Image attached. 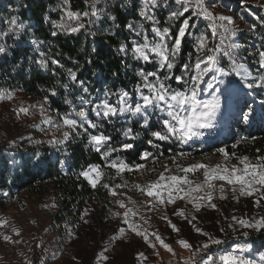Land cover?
Returning <instances> with one entry per match:
<instances>
[{
  "label": "trees",
  "instance_id": "16d2710c",
  "mask_svg": "<svg viewBox=\"0 0 264 264\" xmlns=\"http://www.w3.org/2000/svg\"><path fill=\"white\" fill-rule=\"evenodd\" d=\"M7 3L16 9L14 12L1 10L2 20L15 19L24 28L19 35L10 33L0 44L7 47L6 53L0 54V93L14 92L18 87H23L24 94L30 99L43 102L47 96L46 105L57 119L70 112L69 106L64 104L65 101L74 103L81 96L92 101L89 104L88 118L99 128H88L87 132L78 130L80 134L73 133L62 146H35L26 139L16 149L0 146V209L16 204L26 205V200L32 197L51 199L54 205L51 213L52 224L55 229L64 223L68 225L72 233L65 234L68 238L74 236L85 220L103 225L109 211L114 208L113 196L99 184L95 189L92 188L79 174L90 165H100L108 175H114L115 170L104 167L108 159L102 158L103 151L97 152L89 143L88 133L97 135L102 132L112 138L110 141L114 145H134L128 152L111 156L110 160H124L129 165L143 163L148 169L156 168V172L123 173L133 183L141 181L138 179L141 174L145 175L147 181L154 180L157 173L163 170L160 167L162 164L174 168L169 159L172 156L178 157L179 162L185 166L198 161L210 163L224 159L218 152L219 148L226 149L230 154L235 153V157L248 156L253 162L257 156H264V93L255 87L249 89L245 86L246 82H256V77L264 74L258 63L259 53L264 51L262 9L252 6L244 10L232 8L234 15L239 16L248 26L233 42L240 45L235 50L238 62L247 65L254 76L244 83L247 91L239 90L233 94L231 108L223 117L214 120L212 128L202 129L203 136L196 138L199 140L193 138L182 144L175 139L161 142L151 137L150 131L159 130V121L165 116V113L156 109H149L152 113L150 124L155 125L150 129L142 128L139 117H131L130 114L122 124L119 116L105 119L91 112L96 104L105 99L113 105L117 104L119 94L124 91L130 94L131 102L140 101L136 92V88L142 84V78L138 75L140 72L156 73L166 85L177 91L189 87V78L194 74L191 66L198 55L197 38L204 35L208 37V47L213 46L210 41L212 33L205 24L188 12L182 17L170 19L172 12L181 10V6L175 2L150 6L149 15L154 17L152 20L140 15L144 7L141 0L117 1L109 8H102L97 16L92 15L90 0H68L67 4L64 0H7ZM69 10L81 13L78 21H71L72 26L83 23L84 27L77 32L66 30L68 23L65 29L53 26L54 21L58 24L64 22V13ZM85 12L88 13L87 16L83 15ZM190 16L189 28L181 39L171 70L166 66L161 67L155 54H150L149 61L139 59L133 54L134 43L143 44L145 38L150 44L160 42V37L156 36L153 28L161 31L169 29L163 43L171 49L183 21ZM34 46L49 52V57L43 59L47 61L46 68L37 63L39 58L31 56ZM122 46L124 51H121ZM53 60L58 63H52ZM186 63L190 65V71L185 76L188 83L177 82L175 77L184 74L183 66ZM15 64H22L23 68L11 74ZM221 64L225 69H230L228 61ZM72 72L76 74V81L70 78L69 74ZM169 75L172 78L165 80ZM206 79L208 81V77ZM149 80L155 82V77L150 76ZM81 81L83 84L77 88L76 85ZM84 88H87V92H84ZM53 89L58 99L50 95ZM144 92L147 94V89ZM201 97H206V93ZM251 106L255 109L252 115L248 113ZM244 115H248L247 122L243 119ZM71 117L79 119L74 115ZM128 128H132L135 139L123 135ZM150 139L159 147L150 145ZM144 151L159 156V162L154 165L151 159L141 160L139 154ZM181 153L184 155L181 156ZM235 157L230 161L237 162ZM102 183L114 184L108 178ZM85 210H88V215L82 220ZM237 238L238 244L251 247V260L260 259L258 255L264 253V230L253 231L247 237L239 235ZM232 239V236L228 237L224 243L227 244Z\"/></svg>",
  "mask_w": 264,
  "mask_h": 264
},
{
  "label": "snow or ice",
  "instance_id": "6c2138e0",
  "mask_svg": "<svg viewBox=\"0 0 264 264\" xmlns=\"http://www.w3.org/2000/svg\"><path fill=\"white\" fill-rule=\"evenodd\" d=\"M64 2L67 4L68 0H64ZM96 2L97 0H93L92 7L94 10L92 15H97V11L95 10ZM175 2L176 4L181 5V10L172 12L170 19L184 16V14L189 11V7L191 6L196 9V11H193L192 15L203 17L211 21L209 27L211 29L213 39L217 36L218 27L222 28L224 33L235 35L234 30L230 29L223 23L224 21H227L228 24H232V19L223 15H214L210 10V7L207 5L206 0H194V3L193 0H175ZM156 4L157 0H144V7L141 10L140 15L148 20L154 19L153 16L149 15V11L150 6L154 7ZM64 15L69 20L78 21L81 13L69 10L65 11ZM83 15L87 16L88 13L85 12ZM190 19L191 16L183 21L171 49L163 43L165 37L169 33V29L165 28L161 31L158 28H153V32L156 36L160 37V42L150 44L147 41V38H145V42L143 44L134 43L132 47L133 54L137 58L145 61L150 60V54H155L159 58L160 66H166L169 70H171L174 67V57L180 48L181 39L185 36L186 30L189 28ZM216 21H220L221 23L217 25ZM53 23L57 28H66L64 23ZM11 24L14 25L18 31H22L24 28V25L17 24L15 19L11 21ZM83 27V23H79L77 26L68 25L66 30L77 32ZM9 31H11V28ZM55 34L56 33L54 32L53 35ZM0 35H6V33H0ZM227 38L228 37L222 38L219 44H216L214 47H208V37L201 35L197 38L196 51L198 55L194 65L191 66L194 69V74L190 76V86L185 90L177 91L171 89L170 86L166 85L154 72H140L138 75L142 78V84L136 88V92L140 96V101H136L134 103L131 102L130 94L127 91H124L119 94L117 104L113 105L105 99L99 104H96L92 108V112H94L97 117L105 119L130 114L131 117H139L142 122V128L150 129L155 127V125L150 124L152 113L149 109H156L165 113V116L159 121V130L150 131V135L155 138V141L163 142L175 139L182 144H186L193 140V138L202 137L203 132L201 130L212 128L214 126L213 122L221 106L219 97L216 93L219 91L218 85L223 84L224 81L217 79L216 74L218 73L220 76L228 74L219 66L221 62V55L228 58L230 61V67L237 75H241L238 70L244 69L245 67L243 63H239L237 60V52L235 50L239 49L240 45L236 43H228L225 45V39ZM33 43L35 44L36 41H33ZM124 50L125 49L122 46L121 51ZM4 53H6V48L4 46H0V54ZM43 55L44 54L41 53V56ZM259 56L260 59L258 63L261 68H264V51L260 52ZM37 63H39L41 67H47L46 60L41 59L37 61ZM52 63L56 64L58 61L53 60ZM183 68L184 74L175 77V79L177 82L188 83V81H185V76H187L190 71V65L186 63ZM209 73H213V75L208 81H205V77L208 76ZM69 75L72 81H76L77 78L74 72ZM150 76L155 77V82L149 80ZM171 78L172 77L169 75L164 79L167 80ZM241 79L246 82L248 79V73L244 72ZM80 84L82 85L83 82L81 81ZM201 85H203V87H201ZM245 86L249 89L253 87H264V76H261L256 82H246ZM65 87L67 86L65 85ZM144 89H147V94H145ZM83 90L84 92H87V88H84ZM205 93H207L210 97L209 99L201 98V96ZM51 95H56L55 89L51 90ZM13 98L14 94L11 92L0 93V99L11 100ZM81 100L84 104L92 103L91 100H85L83 97ZM47 103L48 97L45 96L43 102H39L34 106L39 109L41 116L46 117L43 122L52 125V127L57 130H60L61 128L66 129L62 131V138L53 136L51 140L47 141L50 144L63 145L69 141L73 133L79 135L80 133L78 130L87 132L88 128L95 129L98 127L96 123L88 118V111L84 108H81V110L74 113L75 117H78L79 119L71 118L73 114L69 113L60 117L61 123H54L52 118L47 116V109L45 107ZM29 111V108L21 106L19 108L18 115H27L29 114ZM243 119L247 122L248 115H244ZM85 125H87V127H85ZM88 135L89 143L96 148L97 152H100L101 147L112 139L110 136L105 135L102 132L97 135L88 133ZM123 135L131 137L132 139L136 138L133 135L132 128L126 129ZM35 143H41V141H35ZM148 143L153 147H159V145L155 144L151 139ZM133 147L134 145L131 143H124L122 145L123 150H128ZM112 151H115V149ZM218 152L224 159L222 163H217L215 165L196 162L185 166L179 162L178 157L172 156L169 159L171 164L174 165V168L169 167L168 164H162L160 167L163 170L157 173L154 180L148 181L145 184L136 183L132 185V187L142 195L150 198L146 201V206L149 211L156 208L157 205L175 204L178 199L185 200L187 204L192 205V210L186 212L184 208H179L173 212V215L180 216L184 220H187L189 224H192V222L197 219L193 212H199L200 209L205 206V203L213 209L217 207L216 204L212 203L214 199V192L217 190V185L214 183L215 181H223L227 185L232 186V193L235 194L239 191L240 196H255L256 194H259V199L254 201L255 206L259 207L261 201L264 200V156H257L255 162H253L248 156L235 157V153L230 154L224 148H219ZM139 155L141 160L147 161L151 159L154 165L158 163L160 159L159 156H154L150 151H144ZM160 155L162 156L163 154L161 153ZM183 155L184 154L181 153V156ZM110 156L111 151H105L102 153V158L104 159H107ZM233 157L237 160L236 164L230 163V160ZM104 167L115 170L116 176L112 177V179H115L116 177H120L122 179V174L125 172H156L155 167L148 169L143 163L129 165L125 161L119 159L110 160ZM199 170H203L202 181L197 182L189 178L190 173H196ZM79 175L87 180L92 188L95 189L99 184L107 189L109 194L113 197L126 195V193L119 192L118 190L129 187L127 181L119 184L102 183L105 174L101 170L100 165H90L87 170L82 171ZM237 186L239 187L237 188ZM219 192H224L223 184L219 185ZM220 198L225 199L226 197L221 195ZM234 198L236 197L234 196ZM128 199L129 203L133 205L136 203L135 201H132L131 198ZM115 203L120 209H124V211L122 213H114V215H121L123 223L126 224L132 232L136 233V235L142 236L145 242L148 243L149 247L155 249L156 244L149 241L147 231L139 230L137 223L131 219L132 217L139 215V210L134 207H129L124 200H116ZM87 215L88 210H85L81 219L83 220ZM162 219L167 221L169 227H171L174 232L179 233L180 229L172 223L168 217L164 216ZM232 220L235 224L242 228L252 229L254 231L264 230V215L259 216V218L251 219L237 218L233 216ZM85 223H87V220H85ZM145 223H147V220H145ZM192 226L196 233L207 237V239L196 248L195 253L189 258V261H184L183 264H195L196 253L201 254L200 264H217V261H219L220 264H250L249 261L244 260L240 255H237L236 250L225 251L219 255L209 254L208 249L211 246H219L223 244L224 241L211 236L209 233L204 232L201 228L196 227L194 224H192ZM4 227H11L12 232H14L17 236L20 235L19 230L12 227L8 220L0 218V228ZM229 227H233V225L230 224ZM221 230L223 231V229ZM124 231L125 230L123 228L119 229L120 233H123ZM69 235H72V233L70 232ZM152 235L165 250L175 254L172 247L166 243L158 233H152ZM243 235L247 237L248 232H244ZM116 238L118 237H114V239ZM3 239L14 243L20 242L12 241V238L8 235H4ZM177 243L185 249L193 248V245L184 239H179ZM106 251L107 249H104V251L97 254V264H101V261L108 260V257L104 254ZM154 255H159V253L155 252ZM138 258H141L142 260L148 259L143 252L138 254ZM28 264H31V261H29ZM41 264H43V260H41Z\"/></svg>",
  "mask_w": 264,
  "mask_h": 264
},
{
  "label": "rangeland",
  "instance_id": "374dc122",
  "mask_svg": "<svg viewBox=\"0 0 264 264\" xmlns=\"http://www.w3.org/2000/svg\"><path fill=\"white\" fill-rule=\"evenodd\" d=\"M206 1L214 15H223L232 19V24H228L227 21L223 23L235 32V35H229L228 33H224L222 28L218 27L217 36L215 39L212 37L210 40L213 43L212 47L219 44L220 40L224 37H228L225 39V45L233 43L238 34L248 29V26L242 19L234 15L233 7H237L238 10H244L252 6L262 9L264 12V0ZM71 21L74 20H69L65 17L64 22L61 23L71 25ZM216 23L219 25L221 22L216 21ZM223 61H228V67H230L228 58L221 55V62ZM221 62L219 66L228 74L223 76H220L218 73L216 74L217 79L223 80L224 83L218 85L219 91L216 93L221 106L215 120L223 117L231 108L233 94L239 90H246L244 86L245 81L241 79L244 72L248 73V79L254 78L249 72L247 65H244V69H239L238 71L241 75H237L231 67L230 69H225ZM260 69L264 70L261 67ZM212 75L213 73H209L206 76L208 80ZM261 76H264V74L257 76L256 81ZM206 77L205 81H207ZM255 88L263 90L264 93V87ZM11 93L14 94L13 99H0V146L16 149L23 139L28 140L31 145L35 146L42 144L49 145L50 143L47 141L51 140L53 136L62 138V131L66 129L61 128L57 130L52 125L44 123L43 121L46 117L41 116L39 109L34 107L41 101L30 99L19 91ZM209 98L206 93V97L202 99ZM21 106L29 108V114L18 115ZM45 107L47 109V116H50L54 123H61V120L56 118L47 105ZM254 112L255 109L251 106L248 113L252 115ZM35 141H41V143H35ZM200 162L215 165L222 163L223 159H219L216 162L210 161V163ZM230 163L236 164L237 162L230 161ZM102 171L105 174L104 179L108 178L114 184L127 181L129 187L118 190L119 192L126 193V195L113 197L114 208L109 211L103 225H98L95 221L89 220L71 238L65 236V234L70 232L68 225L64 223L58 229H55L52 224L51 213L54 205L51 199L32 197L26 200V205L16 204L9 206L7 209H0V218L8 220L10 225L17 228L20 232V235L17 236L12 232L11 227L0 228V264H28L29 261H31V264H41V260H43V264H97V254L104 251V249H107L104 254L108 257V260L101 261V264H183L184 261H189V258L195 253L196 248L207 239V237L196 233L192 224L224 242L228 237H233L227 244L223 243L219 246H211L208 249L209 254L219 255L225 251L236 250V254L240 255L242 259L249 261L250 264H264V253L258 255L260 259H257V261L251 260L249 256L252 252L251 247L238 244L239 238L237 237L239 235H243L244 232H248L249 234L254 230L242 228L232 220L233 216L251 219L264 215V200L261 201L259 207L254 204V201L259 199V194L255 196H240L239 191L235 194L232 193V186L227 185L223 181H215L217 190L214 192L212 203L216 204L217 207L213 209L205 203V206L199 212H193L197 219L192 224H189L187 220H184L180 216L173 215V212L179 208H184L186 212L192 210V205L187 204L185 200L178 199L175 204L157 205L151 211L148 210L146 201L150 198L142 195L132 187L136 183L145 184L148 182L144 174L139 175L138 179L141 180L140 182L133 183L125 178L123 174L122 179L120 177L112 179L116 174L108 175L104 170ZM202 171L190 173L189 178L197 182L202 181ZM221 184L224 185L223 193L219 192V185ZM221 195H224L226 198L221 199ZM128 198H131L136 203L134 205L129 203ZM116 200H124L129 207L139 210V215L131 219L137 223L139 230L147 231L149 241L156 244L155 249L149 247L142 236H138L132 232L123 223L121 215H114V213H122L124 211V209H120L115 203ZM164 216L168 217L180 229L179 233L174 232L169 227L167 221L162 219ZM145 220H147V223H145ZM230 224L233 227H229ZM120 228H123L125 231L120 233ZM152 233H158L172 247L175 254L165 250L155 240ZM4 235L10 236L12 241L20 242L5 241L3 239ZM114 237L118 238L114 239ZM179 239L187 240L193 245V248L185 249L181 247L177 243ZM140 252H143L148 259L142 260L138 258ZM155 252H158L159 255H154ZM200 260L201 254L196 253L195 264H200ZM217 264H220V262L217 261Z\"/></svg>",
  "mask_w": 264,
  "mask_h": 264
},
{
  "label": "built area",
  "instance_id": "2783aa9c",
  "mask_svg": "<svg viewBox=\"0 0 264 264\" xmlns=\"http://www.w3.org/2000/svg\"><path fill=\"white\" fill-rule=\"evenodd\" d=\"M92 3H93V0H90ZM117 1H121V0H97L96 2V6H95V10L97 11V15L100 13V11L102 10V8H109L111 7L112 5H114L115 2ZM122 1H132V0H122ZM170 2H175V0H157V4L156 5H165L167 3H170ZM176 3V2H175ZM193 3H194V0H193ZM207 3V1H206ZM141 4L144 5V0H141ZM181 6V5H179ZM4 9H7V10H10L12 12L15 11V7L12 6L11 4L7 3V0H0V23H2L0 25V33H6V35H0V44H2V42H4L7 38V36L10 34V33H14L15 35H19L20 34V31H18L16 29V27L14 25L11 24V21L12 20H7V19H4L2 20V16H1V10H4ZM94 9H92V12H93ZM193 11H196V9L194 7H189V11L188 13L191 14V16L193 18H196L197 20H199L200 22H202L203 24L206 25V27L210 29L209 25L211 23V21L203 18V17H198V16H195V15H192ZM95 15V16H97ZM4 21V22H3ZM56 22V24H58L57 21H54ZM79 23H77L75 26H77ZM53 26H55V24L53 23ZM56 27V26H55ZM11 28V31H9V29ZM37 43H35L36 45ZM6 50H7V47H5ZM41 53H43L44 55L41 56ZM31 56H33L34 58H39L40 60L41 59H46L49 57V52L44 50V49H39V47H35L34 46V50L33 52L31 53ZM23 68V65L21 64H15L12 66V69L10 71L11 74L13 73H17L18 71H20L21 69ZM75 85V84H73ZM77 88H80L81 87V84H77L76 85ZM66 90L69 91V88H66ZM22 92L23 94L25 93V89L23 87H18L14 92ZM50 95H51V92H50ZM54 99H58V97L56 95H51ZM81 96L77 97L74 101V103H69L67 101L64 102L65 105L69 106V110L70 112L69 113H72L74 115V113L76 111H79L81 110V108H84L86 109L87 111H89V107L90 105L89 104H84L82 103V100H81ZM91 114H95L94 112H91ZM128 114H125L123 116H119V119L121 120L120 123L124 124L126 122V117H127ZM75 116V115H74ZM262 123L264 124V120L262 121ZM99 128V127H97ZM113 149H115V151H112ZM101 150L103 152L105 151H111V156L115 155V154H119V153H122V152H128V150H123L122 149V146H119V145H114L111 141H109L107 144H105L103 147H101ZM110 156V157H111ZM109 157V158H110ZM108 159V162L110 161V159ZM112 160H116V159H112ZM124 161V160H123Z\"/></svg>",
  "mask_w": 264,
  "mask_h": 264
}]
</instances>
